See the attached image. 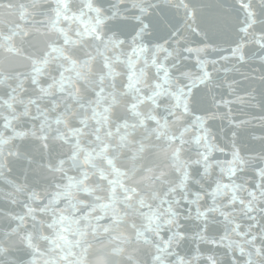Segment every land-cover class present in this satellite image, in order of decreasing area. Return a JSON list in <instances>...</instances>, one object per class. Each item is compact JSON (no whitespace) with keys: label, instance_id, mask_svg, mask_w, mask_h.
Masks as SVG:
<instances>
[{"label":"snow or ice","instance_id":"snow-or-ice-1","mask_svg":"<svg viewBox=\"0 0 264 264\" xmlns=\"http://www.w3.org/2000/svg\"><path fill=\"white\" fill-rule=\"evenodd\" d=\"M51 11L54 13V24H58L61 17L66 22L79 18L85 26L87 21H91L95 25V35L88 39L112 42L117 47L127 45L129 54H151L150 63L155 75L151 90L145 93L132 79L133 74H129L123 92L131 98L127 115L117 118L113 122L114 129L109 128L106 133L111 138L114 131L122 143H106L97 134L94 139L98 143L92 149L94 153H106L109 165L115 166L121 149L127 148L129 159L134 164L131 169L123 170V174L135 175L139 172L147 183L141 191L139 187L126 186L122 181L118 194L117 188L112 187L113 195L107 198L86 189L84 194L91 197V203L73 201L68 189L76 179L64 170L66 160L60 158L54 166L49 159L37 161L21 147L31 139L38 141L39 148L47 152L52 127L50 118L45 115L39 128L36 125L17 128L13 121L19 117H3L0 127L9 130L12 135L7 140L0 139V145L12 144V147L7 151L0 148V180L12 190L0 199H4L9 206L22 203L23 212L9 209L6 213L15 224L10 231L4 232L0 240V264H40L38 257L45 253L37 244L35 232L26 230L21 234V229L27 228L26 220L39 222L37 212L51 217L45 225L50 232L40 235V239L48 242V252L51 253L43 264H85L90 247L87 237L96 236L101 228L104 235L113 234L126 222L124 217H132L131 227L137 238L143 237L144 243L151 246L145 264H169L170 258L171 264H221L214 252L201 251V242L213 249H228L231 264H264V125L259 134L249 131L253 119L264 121V72L245 84L235 78L238 66L249 63L247 50L250 38L254 37L251 42L264 50V8H258L252 0H235V4L226 0L215 3L207 0H80L78 8L73 7L72 0H52ZM117 19L121 23L108 29L109 22ZM260 63L264 65V56H260ZM58 68L61 78L65 72L72 70L70 64L61 63ZM41 71L43 69L33 66L34 74ZM104 79L103 75L99 77V85L92 90L93 98L87 102L75 101L85 113L96 115L94 98H100L106 91ZM244 80H248L246 75ZM57 82V77H52L51 83L41 86L37 76H33V83L45 96L51 95L48 90ZM241 88L245 93L243 96L240 95ZM15 91V88L10 90V99H14L12 93ZM58 91L62 96L71 97L74 90H66L61 83ZM164 93L170 101L165 114L160 116L157 111L144 117L138 106L149 102L159 110V101ZM4 102L7 103V100ZM30 103L36 104L37 101L32 98ZM51 103L54 109L58 107L55 100ZM236 105L242 107L235 109ZM71 107L68 104L65 112H69ZM250 108L259 109L262 115L244 118ZM104 111L107 112L108 108L105 107ZM29 114L30 111L25 112V115ZM61 115L63 113L52 122L57 126L59 137L64 139L59 131L63 123ZM169 117L173 120L183 117L187 122L178 132H172L168 127ZM32 118L40 120L41 114ZM217 119L227 124V127H221L223 135L219 139L212 126V121ZM78 123L81 128L87 127L83 116ZM141 129L145 135L129 148L128 137H135ZM189 129L195 133L190 141L184 139V133ZM100 131V128L96 129L97 133ZM153 137L158 143H146ZM68 139L78 145L77 137ZM219 140H223L224 144ZM161 147L175 148L169 156L173 163L182 151L191 154L184 158L183 167L177 170L175 179H170L155 161L148 160V154H154ZM217 154L225 158L218 159ZM78 155L73 152L69 159L76 160ZM10 158H14L23 175L13 177V160ZM255 160L261 161V164L252 168L256 179L253 186L246 189L248 198L245 200L236 195L242 188L236 179ZM30 169L44 173L55 169L62 173L63 183H54V190L48 193L45 201L37 189L30 188ZM214 169L217 175L213 179ZM117 171L121 170L117 168ZM229 188L232 195L221 207L218 203L222 199L221 189ZM45 191H48L47 188ZM17 193L25 194L27 200L19 201ZM62 200L65 203L60 207ZM37 204L41 205L39 209L35 206ZM237 204L242 206L243 215L251 222L246 226L235 218L230 219L231 211L225 210H235ZM98 210L101 214H96ZM217 216L219 220L214 219ZM136 218L140 220L139 226L135 223ZM105 220L109 223H93ZM216 224L223 225V231L218 236L213 227ZM232 233L244 238L247 246L230 240ZM13 234L20 235L22 247L9 249L2 246ZM189 241L196 243L189 248ZM234 243L238 245L235 252L232 250ZM10 251L18 255H8ZM119 251L116 248L111 255H118ZM127 259L128 264H140L138 257L128 256Z\"/></svg>","mask_w":264,"mask_h":264},{"label":"water","instance_id":"water-1","mask_svg":"<svg viewBox=\"0 0 264 264\" xmlns=\"http://www.w3.org/2000/svg\"><path fill=\"white\" fill-rule=\"evenodd\" d=\"M207 2L215 3L217 0H207ZM226 2L235 4V0H226ZM252 2L258 8H264L261 0H252ZM79 4L80 0H72L74 8H78ZM51 8L52 0H0V121L5 116H15L19 117V119L13 121L15 127L30 128L32 125H36L39 128L40 122L45 115L50 118L49 122L52 127L49 131V149L47 152L39 148L38 141L31 139L26 141L21 147L33 155L37 161L49 159L54 166L58 159L64 158L66 160L64 170L76 179V182L68 189L70 198L73 201L84 200L91 203V197L84 194L86 189L91 190L95 195L107 198L113 195L111 188L115 187L118 194L119 185L122 181L126 183V186H137L143 191L147 182L142 174L139 172L135 175L129 173L125 176L123 174V170L131 169L134 164L129 159L130 152L127 148L121 149V154L117 158L115 166L109 165L106 153H94L92 149L98 143L94 139L97 134L106 143H122L114 131L111 138L106 133L109 128L114 129L115 125L113 122L117 118L127 115L126 109L131 98L124 95L123 92L124 84L129 74H133L132 79L139 84V87L145 93L151 90L150 86L155 79L154 70L150 63L151 54H129L127 45L117 47L112 42L88 39L89 36L95 35V25L91 21H87L85 26V24L79 22V18L66 22L61 17L60 22L54 24V13ZM119 23H121L119 19L110 21L107 28L111 29ZM224 31H228L227 27H225ZM253 39L254 37L250 38L247 50L249 63L238 66L239 71L235 72V78L240 80L242 84L248 83L253 78H258L260 73L264 72V65L260 63V56H264V50L259 49L254 42H251ZM43 61H46V63H43ZM61 63L70 64L72 69L65 72L62 78L59 76L60 69L58 68ZM34 65L43 69V71L39 74H34ZM256 69H260V71L258 72ZM34 75L37 76L41 86L51 83L52 77H57L58 82L48 90L51 95H43L37 85L33 83ZM101 75L105 77L103 87L106 91L101 94L100 98H94V104H96V115L94 116L91 112L85 113L83 109L77 106L75 101L82 100L87 102L88 99L93 98L92 90L99 85V77ZM244 75L248 77L247 81L244 80ZM61 83L66 90H74L71 97L62 96L58 91ZM13 88L16 89L12 93L14 99H10L9 92ZM240 95H245L242 88ZM32 98L36 99V104L30 103ZM5 100H7V103L4 102ZM52 100L57 102L58 107L55 109L51 103ZM159 102L161 105L159 110H156L149 102L140 104L138 109L144 117L149 114H155L157 111L160 116H163L170 103L167 93H164ZM9 104L12 105L11 108L8 107ZM68 104H71L72 107L69 112H65ZM105 107L108 108L107 112L104 111ZM241 107V105H236L235 109ZM27 111H30L29 115H25ZM246 112L247 115L244 118L262 115L259 109L250 108ZM60 113H63L60 116L63 123L59 126V131L63 133L64 139L59 137L56 131L57 126L52 122ZM38 114H41L40 120L32 118ZM235 114L240 115L239 112H235ZM81 116L86 119L87 127L85 128H81L78 123V119ZM105 117L108 118L105 119ZM186 122V118L183 117L179 120H173L169 117V130L178 132L184 127ZM262 125H264V121L253 119L249 125V131L254 130L259 134L262 130ZM212 126L213 130L217 132L219 139L223 135L220 132L221 127H227V124L226 121L217 119L212 121ZM97 128L101 129L99 133L96 132ZM72 129H80V131L73 132ZM0 133L3 134L0 136V139L3 140H7L12 135L9 130L3 127H0ZM194 134V131L189 129L184 133V139L190 141ZM144 135L145 132L141 129L135 137H128L129 148L134 146L133 142L135 140L140 139ZM73 136L78 138V145L68 139ZM219 142L224 144L223 140H219ZM16 143L19 144V141ZM146 143L158 142L153 137L151 141H146ZM10 147H12V144L0 145V148L5 151ZM174 151L175 148L173 147H161L154 154H148V160L155 161L170 179H175L177 170L183 167L184 158L191 155L189 152L182 151L179 158L173 163L169 160V156ZM73 152L79 154L76 160L69 159ZM258 153L259 149L257 146ZM217 158L224 159L225 157L217 154ZM10 159L13 160V177L23 175L24 173L17 168L14 158ZM260 164L261 161L259 160L253 161L249 164L247 171L237 177L236 183L242 185L241 190L236 193L240 198L247 200L246 189L252 187L256 179L252 168ZM117 168L121 171H117ZM216 175L217 173L214 169L212 173L213 179ZM28 176L30 188L37 189L41 198L45 201L48 193L54 190L53 184L63 183L62 173L55 171V169L50 173L30 169ZM109 181L113 183L110 184ZM192 187L196 186L192 185ZM46 188L47 192L45 191ZM11 190L9 185L0 180V197L5 196ZM231 195L232 190L230 188L227 190L221 189L222 199L218 201L221 207ZM16 196L21 202L27 200V196L23 193H17ZM148 198H150V193ZM64 203L65 201L62 200L60 207H63ZM35 206L37 209L41 207L39 204ZM0 209H3L0 211V240H2L4 232L10 231L15 224L6 213L9 209L16 213L23 212V207L22 203L17 206H9L4 199H0ZM225 210L231 211L230 219L235 218L245 226L251 223L243 215L242 206L237 204L235 210ZM96 214L101 213L98 210ZM110 214L111 212H109ZM36 215L39 222L31 219L26 220L27 228L21 229V234L26 230L35 232L37 244L45 253L44 256L38 257L40 264H43L51 253L48 252V242L40 239V235L50 232L45 225L51 217L48 214L40 215L39 212ZM124 219L126 222L116 228L113 234L104 235L101 228L98 229L96 236L89 235L87 237L90 247L85 264H111L113 261L115 264H128V256L138 257L140 264H145L148 260L151 246L144 243L143 237L137 238L135 230L131 227L132 217H124ZM214 219L219 220L220 218L217 216ZM93 223L107 224L109 221H93ZM135 223L139 226V218L135 219ZM34 224L35 228H33ZM213 227L216 229L215 234L217 236L219 232L223 231L222 224H216ZM243 230L242 228L241 231ZM114 236L116 238H113ZM70 238L75 239V237ZM152 239L155 240V237H152ZM229 239L247 246L246 240L238 237L235 233H232ZM195 243L196 241H189L188 247H193ZM2 246L9 249L22 247L20 235L13 234ZM237 246L236 243L232 245L233 252L236 251ZM116 248L120 249L119 254L111 255L112 250ZM209 250L216 254L217 259L221 260V264H231L228 249H213L210 245L201 242V251L207 252ZM8 255H18V253L10 251ZM25 258H27L26 254ZM237 259L241 258L237 256ZM169 264H171V258Z\"/></svg>","mask_w":264,"mask_h":264}]
</instances>
